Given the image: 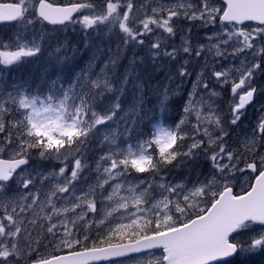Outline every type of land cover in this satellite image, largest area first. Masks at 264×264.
Wrapping results in <instances>:
<instances>
[{
  "label": "snow or ice",
  "instance_id": "6c2138e0",
  "mask_svg": "<svg viewBox=\"0 0 264 264\" xmlns=\"http://www.w3.org/2000/svg\"><path fill=\"white\" fill-rule=\"evenodd\" d=\"M0 24V264H264V103L234 141L264 0H0Z\"/></svg>",
  "mask_w": 264,
  "mask_h": 264
},
{
  "label": "rangeland",
  "instance_id": "374dc122",
  "mask_svg": "<svg viewBox=\"0 0 264 264\" xmlns=\"http://www.w3.org/2000/svg\"><path fill=\"white\" fill-rule=\"evenodd\" d=\"M56 2L59 4H68L70 2H74V0H56ZM141 2H142V0H137L138 4H140ZM146 2L151 3V0H146ZM141 11H143V10H141ZM183 27L187 28L189 26L184 25ZM200 31L201 30L199 28H193L192 29V32H193L195 38H201L198 35L200 33ZM14 33H15V29L12 27V25H10V24L9 25H0V39H4L10 35H13ZM61 34L67 35L68 37L71 35L73 37H81L78 30L73 32V28L71 25H69L68 29L64 30V32H62ZM106 37H107V34H105V38ZM81 39H82V37L78 40H73L72 43L73 44H79ZM82 51H83V48H82ZM17 77H18V74L14 73L12 78L16 79ZM180 88L181 89H188V88H190V85L187 81H185L182 85H180ZM217 94H218L217 99L221 101L220 108L223 110V114H227L230 104L235 102L234 98H233L232 94L224 93L219 88H217ZM177 95H182V91L178 92ZM261 103H264V101L257 103L255 107L250 106L247 108L246 119H244L241 128H238L236 130V133L234 134V141H235L236 137H240L241 139H243V133L248 132L250 130L251 125H254L256 123V120L260 116ZM170 114L172 116H176V115H178V112L175 110H170ZM203 163L204 162H202V168H203ZM208 167L210 168V163H209ZM173 175L175 177V173ZM236 190L239 191L240 189H236ZM130 264H134V262H130Z\"/></svg>",
  "mask_w": 264,
  "mask_h": 264
},
{
  "label": "trees",
  "instance_id": "16d2710c",
  "mask_svg": "<svg viewBox=\"0 0 264 264\" xmlns=\"http://www.w3.org/2000/svg\"><path fill=\"white\" fill-rule=\"evenodd\" d=\"M80 38L81 37H73L72 35L69 36V39H71V41L78 40ZM81 51H82V48H81ZM41 67H42V62H38L37 64H30V65H27L25 68L21 69L19 72H17V74H18V76L20 74H23L26 76H28V75L39 76L40 71H41Z\"/></svg>",
  "mask_w": 264,
  "mask_h": 264
},
{
  "label": "water",
  "instance_id": "95a60500",
  "mask_svg": "<svg viewBox=\"0 0 264 264\" xmlns=\"http://www.w3.org/2000/svg\"><path fill=\"white\" fill-rule=\"evenodd\" d=\"M0 25H8V24H0Z\"/></svg>",
  "mask_w": 264,
  "mask_h": 264
},
{
  "label": "bare ground",
  "instance_id": "6f19581e",
  "mask_svg": "<svg viewBox=\"0 0 264 264\" xmlns=\"http://www.w3.org/2000/svg\"><path fill=\"white\" fill-rule=\"evenodd\" d=\"M222 99V98H221Z\"/></svg>",
  "mask_w": 264,
  "mask_h": 264
}]
</instances>
